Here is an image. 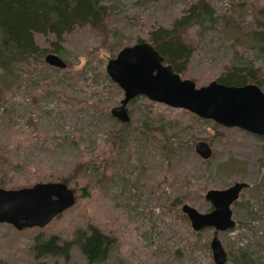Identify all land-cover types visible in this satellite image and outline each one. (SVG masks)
Segmentation results:
<instances>
[{"label":"rangeland","instance_id":"374dc122","mask_svg":"<svg viewBox=\"0 0 264 264\" xmlns=\"http://www.w3.org/2000/svg\"><path fill=\"white\" fill-rule=\"evenodd\" d=\"M195 1L106 0L111 14L103 28L85 26L65 35L58 54L65 68L49 65L45 56L55 54L49 52L43 63L31 58L12 72L0 69V187L67 177L77 196L70 210L45 227L18 230L0 223V264H87L76 244L68 257L43 254L36 245L51 237L63 244L89 224L115 238L108 258L97 264H215V229L195 234L182 206L207 213L213 208L207 191L236 182L249 186L238 199L242 205H232L237 225L218 234L226 264H264L263 138L239 128L215 129L213 120L144 96L128 105V126L108 115L124 97L107 74L108 61L138 39L148 40L153 29L172 27ZM208 2L215 18L208 29H188L185 37L196 50L183 78L204 86L242 59L254 61L264 81V51L252 35L264 19V0ZM52 41L36 37L43 48ZM147 124L162 143L140 138L124 148L120 132ZM161 128L181 138L169 145ZM202 140L213 148L210 165L195 150Z\"/></svg>","mask_w":264,"mask_h":264},{"label":"water","instance_id":"95a60500","mask_svg":"<svg viewBox=\"0 0 264 264\" xmlns=\"http://www.w3.org/2000/svg\"><path fill=\"white\" fill-rule=\"evenodd\" d=\"M52 66L65 68L66 62L57 54L46 55ZM109 77L124 92L120 105L111 114L122 123L131 121L129 103L138 96L169 107L185 109L195 115L213 120L226 128H239L264 137V91L260 85H226L217 80L204 86L183 78L165 57L148 41L122 48L106 66ZM196 152L210 159L213 148L207 141L195 145ZM246 182H236L225 189H211L205 198L213 208L207 213L185 203L182 211L195 231L214 228L211 239L215 264H226V251L218 234L233 229L237 221L232 205L240 198ZM76 204V192L64 182L36 183L32 187L5 189L0 187V223H8L18 230L45 227L56 217Z\"/></svg>","mask_w":264,"mask_h":264},{"label":"trees","instance_id":"16d2710c","mask_svg":"<svg viewBox=\"0 0 264 264\" xmlns=\"http://www.w3.org/2000/svg\"><path fill=\"white\" fill-rule=\"evenodd\" d=\"M105 1L106 0H0V69L5 72H12L16 64L30 61L31 58L43 63V56L49 52L63 55L61 52L63 51V47L60 44L64 41L65 35L85 26H89L96 30L103 28V25L109 20V15L111 14L110 8L106 5ZM187 12L188 14L176 20L172 27H157L149 33L148 40L138 39V42H150L160 54L165 57V64L172 65L174 70L182 77L187 73V67L196 50L194 45L187 41L185 37L188 29L194 24L200 25L202 29H208L211 23H213V18H215L213 9L208 0L195 1ZM38 35L52 36L53 41L51 46L49 48L41 47L36 42V37ZM252 35L258 43L259 50L263 52L264 19L253 29ZM217 81L232 86L256 83L259 84L264 91V84H262V82H264L263 72L261 69L256 68L254 61L251 60L244 61L241 59L237 63H231V65L226 67L224 72L219 75ZM137 99L136 97L131 100L129 104H134ZM108 115L113 117L112 114ZM192 116L197 117L193 114ZM210 122H213L212 125L215 129L223 128L214 121ZM129 124L130 122L122 123L123 127ZM144 127L146 128L139 127L135 130L132 129V131L125 129L123 135H121L120 132V143L123 147L125 148L128 146L130 140L134 141L140 138H143L144 141L151 139L152 142L158 144L162 143V139L155 138L151 135L153 132L151 128L153 127L149 124ZM144 129H146L145 132L149 131L148 134L142 132ZM227 129L232 130L234 128ZM160 133L167 138L166 141L169 145L172 144L171 140L173 141V138L179 137L174 131L169 132L162 128ZM259 137L264 139L262 136ZM180 138L181 136L179 139ZM173 152L176 153L175 151ZM204 161L210 165L209 159ZM69 180V178L65 177L60 181L66 183L70 187ZM72 189L75 191L74 188ZM235 205H242L241 200L236 201ZM182 216L185 220L190 222L185 213H182ZM238 224H240L239 221ZM193 232L195 234H200L202 231H195L193 229ZM56 238L57 237H51L46 243H39L36 246L43 254L63 255L68 257L72 245L76 244L85 255L87 264H97L105 261L108 258L111 247L115 243L114 237L104 234L99 227L94 224H89L88 228L76 230L74 238L63 244H59ZM242 259L247 261L245 259V254H242Z\"/></svg>","mask_w":264,"mask_h":264},{"label":"flooded vegetation","instance_id":"af4514ba","mask_svg":"<svg viewBox=\"0 0 264 264\" xmlns=\"http://www.w3.org/2000/svg\"><path fill=\"white\" fill-rule=\"evenodd\" d=\"M261 87V86H260ZM262 88V87H261ZM76 201H77V198H76ZM27 229V228H26Z\"/></svg>","mask_w":264,"mask_h":264}]
</instances>
